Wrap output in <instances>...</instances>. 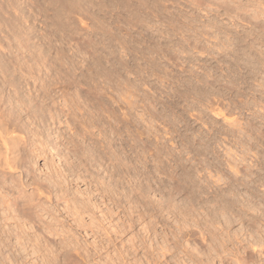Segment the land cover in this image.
I'll list each match as a JSON object with an SVG mask.
<instances>
[{"label":"rangeland","instance_id":"1","mask_svg":"<svg viewBox=\"0 0 264 264\" xmlns=\"http://www.w3.org/2000/svg\"><path fill=\"white\" fill-rule=\"evenodd\" d=\"M0 111L64 191L14 264H264V0H0Z\"/></svg>","mask_w":264,"mask_h":264},{"label":"bare ground","instance_id":"2","mask_svg":"<svg viewBox=\"0 0 264 264\" xmlns=\"http://www.w3.org/2000/svg\"><path fill=\"white\" fill-rule=\"evenodd\" d=\"M6 98L8 99L9 97L7 96ZM9 107L11 106L9 105ZM8 111L7 112L10 113L12 109L10 108ZM6 113L0 111V190L7 189L6 191L4 190L5 193L2 192L3 195L0 198V264H14L15 263L14 256L19 254V251H17L18 250L17 247L21 246L24 248L25 243L22 240V238L24 239L25 236L22 237L21 235H19L20 230L18 227L22 225L20 224V226H18V221H17V223H15L13 227L12 224L10 223V220L12 221L13 219L14 221L17 215L15 213H18L19 210H24V212H22L23 215L25 213L26 218L29 219L28 221H30L31 223L33 222V224H36V223L39 224L38 222H34L36 220H33V218L35 217V216L32 217L33 213H35V215L38 212L44 213L48 217H50V213L53 215V212H57L58 214H60L61 211L58 206V201L61 199V197H64L63 196L64 191L61 193L62 188L58 184V182L60 181V180L58 181V177L56 180L54 179L58 175L54 176V173H52V171L50 173L43 172L40 168L38 170L37 169L38 166H36L37 164L35 165L36 162L34 163L35 159L32 160V158L27 156L29 153L26 154L25 152H23L24 147L25 146L28 147V145L31 147L32 145L30 144H33L32 141L34 140L30 139L31 137L28 136L29 134L27 135V129L24 127L25 125L18 123L19 118L17 114L14 116L13 113H11V115H8V113L6 115ZM22 123L24 122L22 121ZM27 178L31 179L30 183L29 182L26 183L28 181V180L26 181ZM27 185L31 186L30 187L31 191L29 192L30 193L28 195L29 197L27 196L26 198L25 195H21L22 194L21 192H24L21 190ZM31 195L32 197L33 195H37L35 196L37 197L36 201L33 200L35 203L34 202L32 203V198L30 197ZM19 201H21V204L19 203ZM84 206H86V204H84ZM81 208L82 207H80V209ZM38 220H39V217H38ZM24 225L23 227H25ZM82 257L83 259L82 258L81 259H82L83 264H87V260L85 256H82ZM52 258L51 260L49 259L50 261L48 260L49 264H54V259ZM65 258H66L65 261L68 264H81L80 261L76 257H73L68 253L66 254ZM239 264H242V263L240 262Z\"/></svg>","mask_w":264,"mask_h":264}]
</instances>
